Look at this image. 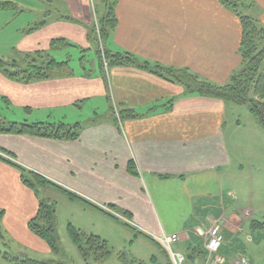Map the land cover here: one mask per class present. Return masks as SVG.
Listing matches in <instances>:
<instances>
[{"label": "crops", "instance_id": "obj_1", "mask_svg": "<svg viewBox=\"0 0 264 264\" xmlns=\"http://www.w3.org/2000/svg\"><path fill=\"white\" fill-rule=\"evenodd\" d=\"M64 1L74 15L91 22L90 0ZM249 1L264 10V0ZM116 8L119 24L108 44L113 51L130 52L151 66L184 69L216 85L229 83L243 68L241 21L221 0H119ZM70 23L55 20L20 34L21 50L45 51L51 40L66 38V31L75 42L85 41L84 27ZM186 90L184 84L139 66L112 68L106 74L101 68L77 75L62 72L30 84L11 82L0 73V91L15 106L63 113L91 99L111 97L119 111L117 121L77 123L82 126L78 141L0 134V155L21 167L0 159V209L5 211L6 233L24 246L50 252L28 224L42 201L64 200L85 215L86 231L78 228L87 233L103 238L100 229L86 220L92 216L115 228L122 223L119 227L125 231L141 234L136 239L154 244V237L163 232L176 234L181 251L175 249L185 254L186 264H205L208 231L223 218L233 217L226 212L230 191L223 183L231 163L225 131L231 104ZM120 110L133 111L137 117L122 120ZM56 120L74 126L64 122L65 117ZM131 163L137 175L129 173ZM22 173L50 184L43 190L28 187ZM61 189L80 200H70ZM223 234L225 240L231 237L229 231ZM233 252L239 251L228 241L220 255L231 263Z\"/></svg>", "mask_w": 264, "mask_h": 264}, {"label": "rangeland", "instance_id": "obj_2", "mask_svg": "<svg viewBox=\"0 0 264 264\" xmlns=\"http://www.w3.org/2000/svg\"><path fill=\"white\" fill-rule=\"evenodd\" d=\"M3 1L17 4V7L13 9H18L0 10V60L4 62L3 66L5 68L11 71L26 70L27 64L34 59H37L40 64L43 59L35 57L33 52L21 50V44H19L20 34H29L28 30L34 28L37 23L45 22L48 24L60 20L61 17L69 16L70 19L63 20L71 22L70 24H77L78 21L82 22L85 41L75 42L70 37L72 34H68V31L64 30L67 34L63 35L69 41L70 46L60 49L49 47L45 50L46 55L53 57L58 62L69 61V69L64 71L67 73L70 71L77 75L87 69L94 73L100 72L98 51L104 45L95 33V20L102 19L107 15L108 5H111L113 0H90L92 8L91 22H85L74 15L69 3L64 0H0V2ZM253 7L242 9V11L246 15L257 19V24L264 27V21L262 20L264 10L261 7L259 10L258 6ZM105 40H108V38ZM108 44L109 41H105V47L108 48ZM5 97L0 91V127L3 128H10V125L14 122L28 124L55 123V120L60 121L61 117H65L64 122L67 121L66 123L73 125L77 123L83 125L87 121H117L119 113L114 102L111 101V97L109 99L108 97L94 98L88 104H80L76 109L66 110L63 113L52 109L41 111L35 107L15 106L10 102V97L6 99ZM230 104L231 106L227 108L229 123L225 131L229 139L227 145L229 148L231 147L229 149L231 163L224 171L223 183L229 189L228 192L230 191V194L226 196V212L233 217H225L223 222L218 221L216 224L222 225V232H231V237L229 240H225L223 246L229 241L230 245L239 251L233 252L230 258H235L237 255H247L249 264H264V233L252 229L254 222H264V125L249 111L247 106ZM43 117H47V120H39ZM26 176L35 184L36 189L43 190V187L38 185L33 177L28 174ZM54 203H56L54 227L59 237L58 253L24 246L15 242L9 232L6 233V243L0 242V249L18 256L24 254L29 258L54 261L59 264L170 263L169 253L160 247L162 245L156 240V237H154V240L160 246L142 237L136 239L135 237L138 235L134 231L133 234L132 231H125L127 229L119 227L124 226L122 223H119V226L115 228L110 222L106 220L98 221V218L92 216L86 220H88V223H94L95 227L100 229L103 238L109 243L112 255L100 262H95L92 258L86 262L67 234V226L70 223L82 227L83 230L87 229L84 225L85 215L80 213L78 209H74L69 201L55 200ZM81 212L84 213L83 210ZM127 221L124 222L132 226L130 221ZM164 233L170 235L167 232ZM176 245V249L181 251ZM204 261L205 264H210V255L204 256ZM0 264L12 263L0 259Z\"/></svg>", "mask_w": 264, "mask_h": 264}, {"label": "trees", "instance_id": "obj_3", "mask_svg": "<svg viewBox=\"0 0 264 264\" xmlns=\"http://www.w3.org/2000/svg\"><path fill=\"white\" fill-rule=\"evenodd\" d=\"M118 1L119 0H113L112 4L108 5V13L104 18L95 20V33L98 35L100 42L104 45L98 51L99 65L104 74L112 68L139 66L145 70L160 75L167 80L177 81L184 84L187 88L186 94L199 93L200 95L219 99L234 105L247 106L249 111L264 125V27H260L257 24V19L246 15L242 11V9H251L254 6L252 1L221 0V3L224 6L229 8L239 17L242 25L240 50L243 68L240 72L232 76L229 83L224 85L207 83L184 69L165 68L160 65L151 66V64L146 61L140 62L137 56L130 52L113 51L111 48L105 47V41L108 42L111 39L113 32L119 24L116 8ZM16 7L17 4L10 1L0 2V10H12ZM60 19L68 20L70 17L65 16ZM45 24V22L38 23L34 28L29 29L28 32H33ZM77 24L81 25L82 22L78 21ZM106 38H108V40H105ZM66 46H70V43L63 37L55 38L50 42L51 48L60 49ZM33 53L35 57L43 59L40 64L37 59H34L27 64L26 70L11 71L10 69L5 68L3 66L4 62L0 60V68L2 69H0V73L11 82L30 84L33 82L49 80L54 74L62 72L66 73L64 71L69 69V61L58 62L53 57L46 55L45 51H36ZM82 59H84V57H82ZM135 117H137V114L133 111L126 110L120 113V119L122 120ZM81 133L82 126L80 124L68 126L63 122L33 124L14 122L10 125V128L0 127V134L25 135L64 139L69 141H78L81 137ZM2 151L3 150L0 149V152ZM0 159L21 169L17 163L6 159L2 155H0ZM128 171L131 175H137L133 163L129 165ZM25 176L26 174L22 173L23 183L28 187H34L35 184ZM30 177H33L38 185L42 187L50 184L38 175L32 174ZM161 177L168 178L164 176ZM61 190L70 200H80L79 197L72 192L64 189ZM55 215L56 204H51L49 201H42L37 210V214L31 221H29L28 225L29 229L48 245L51 252L58 253L59 237L54 227ZM125 217H127V214H125ZM4 218L5 211L0 209V242L6 243V230L3 226ZM127 225L130 226L129 224ZM252 225V229L260 230L264 233V222L257 221ZM130 228H132V226H130ZM67 234L71 242L76 246L81 257L86 262L90 258L95 262H100L112 255L108 241L97 234L87 233L72 223L67 226ZM136 234L138 236L141 235L139 233ZM145 237L150 238L147 235ZM153 241L156 242L154 239ZM156 244L159 245L158 243ZM195 250L197 251V248H195ZM192 257L193 255L190 256V258ZM0 259L12 264H59L54 261H41L29 258L24 254L18 256L9 251H2L1 249ZM169 264H171V260Z\"/></svg>", "mask_w": 264, "mask_h": 264}, {"label": "built area", "instance_id": "obj_4", "mask_svg": "<svg viewBox=\"0 0 264 264\" xmlns=\"http://www.w3.org/2000/svg\"><path fill=\"white\" fill-rule=\"evenodd\" d=\"M105 210L114 214L113 211L108 208H105ZM207 237V252L208 255H210V264H249L245 255H237L232 259L231 263H228L227 260L220 255V250L225 242V236L221 230L220 224H213L208 231ZM156 240L169 253L172 264H186L187 258L185 254L175 249V245L180 241L178 235H167L163 232L161 235L156 236Z\"/></svg>", "mask_w": 264, "mask_h": 264}]
</instances>
